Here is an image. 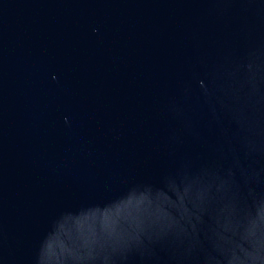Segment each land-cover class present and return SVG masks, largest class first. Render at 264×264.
Listing matches in <instances>:
<instances>
[{"label":"water","instance_id":"1","mask_svg":"<svg viewBox=\"0 0 264 264\" xmlns=\"http://www.w3.org/2000/svg\"><path fill=\"white\" fill-rule=\"evenodd\" d=\"M0 264H264V0H0Z\"/></svg>","mask_w":264,"mask_h":264}]
</instances>
